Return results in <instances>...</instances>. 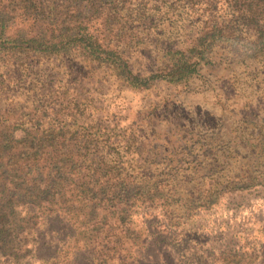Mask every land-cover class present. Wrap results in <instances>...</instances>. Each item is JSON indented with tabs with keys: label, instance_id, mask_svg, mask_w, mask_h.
Listing matches in <instances>:
<instances>
[{
	"label": "trees",
	"instance_id": "16d2710c",
	"mask_svg": "<svg viewBox=\"0 0 264 264\" xmlns=\"http://www.w3.org/2000/svg\"><path fill=\"white\" fill-rule=\"evenodd\" d=\"M212 70L232 89L223 100L245 89L253 115L232 105L224 124L185 100L213 87L198 82ZM256 174L264 0H0V264L79 251L87 264H142L155 236L138 214L183 227L257 188ZM53 217L66 245L31 255L28 235Z\"/></svg>",
	"mask_w": 264,
	"mask_h": 264
},
{
	"label": "rangeland",
	"instance_id": "374dc122",
	"mask_svg": "<svg viewBox=\"0 0 264 264\" xmlns=\"http://www.w3.org/2000/svg\"><path fill=\"white\" fill-rule=\"evenodd\" d=\"M223 73L212 70L211 75H202L198 82L205 85L209 78L213 87L188 95L185 100L211 109L228 124L239 113L230 107H242L246 90L239 91L240 98L236 102L223 100L225 93H232ZM216 97H221L217 103L213 101ZM242 108V115H253L256 111L254 106L251 111L245 105ZM253 185L257 188L224 194L211 206L197 210L183 227L168 225L159 209L142 211L137 221L155 236L144 249L143 256L147 258L142 264H264V174H256ZM68 233L70 229L65 221L53 217L32 229L27 241L29 253L41 257L55 252L66 245ZM223 253L231 258L222 259ZM84 256L86 252L71 253L69 260L60 264H87Z\"/></svg>",
	"mask_w": 264,
	"mask_h": 264
}]
</instances>
